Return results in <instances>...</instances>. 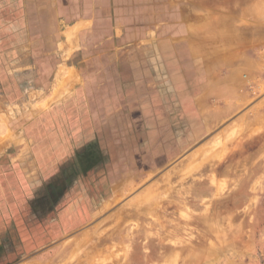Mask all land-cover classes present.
I'll list each match as a JSON object with an SVG mask.
<instances>
[{"label":"rangeland","instance_id":"obj_1","mask_svg":"<svg viewBox=\"0 0 264 264\" xmlns=\"http://www.w3.org/2000/svg\"><path fill=\"white\" fill-rule=\"evenodd\" d=\"M117 4L133 7L117 18L119 25H145L154 31L118 32L119 50L127 45V58L145 57L151 65L164 59L175 76L173 48L179 45L176 56L183 77L192 65L187 78L199 88L207 74L204 63L208 65L213 77L210 108L165 109L156 136L150 138L137 120L141 115L133 120L128 115L131 123L125 124L127 115L117 114L114 130L106 134L115 136L118 156L106 162L105 171L94 160L92 141L79 144L76 123H67L68 141L76 148L68 154L69 162H55L63 166L62 177L51 178L57 171L44 169L39 173L50 176L37 177L32 192L23 186L20 194L2 195L9 225L5 234L0 226V264H264V0ZM105 20L100 21L107 25ZM142 47L150 49V57L145 50L142 55ZM71 61L77 62V56ZM73 69L59 71L61 78L69 75L67 83L72 74L77 81ZM225 77L234 85L240 78L245 92L225 93ZM15 112L0 120L5 152L19 141L14 130L33 115L24 107ZM38 138L30 146L23 135V153L36 158L37 146L45 142ZM115 192L121 195L118 200ZM145 192L150 211L136 201ZM69 224L65 231L63 225ZM100 240L99 252H93Z\"/></svg>","mask_w":264,"mask_h":264},{"label":"crops","instance_id":"obj_2","mask_svg":"<svg viewBox=\"0 0 264 264\" xmlns=\"http://www.w3.org/2000/svg\"><path fill=\"white\" fill-rule=\"evenodd\" d=\"M104 1L0 0V120L5 119L8 111L15 112L23 107L33 114L24 125L14 130L19 141L11 142L9 152H5V144H0V226L4 229L3 234L9 225L6 222L9 214L2 195L20 194L23 186H28L32 192L37 177H48L47 173H39L44 169L57 171L51 178L62 177L59 169L64 170L63 166L56 163L69 162L68 154L76 148L68 141L67 123H76L79 144L84 146L92 141L89 146H94V160L105 171L106 162L112 163L118 156L117 144L112 141L115 136L107 137L106 134V131L114 130L117 114L127 115L125 124L131 123L135 114L141 115L137 120L142 123V131L147 129L146 135L150 138L156 136L155 130L159 128L156 124L160 125L159 115L165 109L210 108L207 97L211 95L209 82L213 77L208 75L207 63H204L206 78L201 79L199 88L191 77L187 78L186 73L194 68L192 65L183 77L181 60L176 56L179 45L173 48L175 76L164 59L151 65L150 61H144L145 57L143 61L127 58L130 49L126 45L119 50L117 33L147 34L154 31L145 25H119L117 18L126 17L133 7L119 6L117 2L122 0ZM182 17L180 10L179 18ZM102 18L109 23L102 24ZM141 49L142 55L145 56V50L149 56L150 49ZM153 50L156 55H161L159 47ZM75 56L77 62L73 63L71 60ZM67 68L78 71L77 81L72 74L67 84L69 88L48 101L57 85L59 70L63 72ZM221 82H225V93L246 90V83L240 78L235 85L229 77ZM245 99L244 96L238 102ZM43 102L44 105L39 107ZM128 115L132 116L131 120ZM32 131H40V135ZM23 135L30 146L38 137L44 138L45 142L36 149L40 157L23 153ZM61 150L64 154L57 153ZM56 156L58 159L55 160ZM50 162L53 165L48 168ZM52 182L54 185L59 183L58 180ZM63 226L67 231L70 224Z\"/></svg>","mask_w":264,"mask_h":264},{"label":"bare ground","instance_id":"obj_3","mask_svg":"<svg viewBox=\"0 0 264 264\" xmlns=\"http://www.w3.org/2000/svg\"><path fill=\"white\" fill-rule=\"evenodd\" d=\"M247 31V30H246ZM74 32V31H73ZM258 38V37H257ZM239 40V39H238ZM253 40H255L254 39V37H253ZM61 48V47H60ZM66 53V52H65ZM67 54V53H66ZM68 56V55H67ZM73 69V68H72ZM74 70V69H73ZM59 71H62V70H59ZM70 72V71H69ZM59 73H61V72H59ZM59 73H58V75H59ZM57 74V73H56ZM70 74V73H69ZM56 76V75H55ZM68 77H69V75H67V76H64V78H61V75H59L57 78H58V81H57V89L52 93V96H51V98H49L50 100H52V99H54V98H56L57 96H60V94H62L63 92H65L66 90H67V79H68ZM56 78V79H57ZM71 79L69 78V81H70ZM68 81V82H69ZM69 88V87H68ZM48 100V99H47ZM220 151V150H219ZM210 159H213V158H210ZM203 160V159H202ZM208 161V160H207ZM207 161H202L201 163H206ZM199 166H200V169L202 168V166L199 164ZM194 167H195V169L197 170V171H199L200 169L199 168H197L198 166H195L194 165ZM194 169V170H195ZM199 169V170H198ZM131 188V187H130ZM153 188V187H152ZM155 189V188H154ZM154 189L152 190V191H150V192H154ZM126 192V191H125ZM156 192V191H155ZM154 192V193H155ZM119 193V192H118ZM116 194V192H115V200H118L119 199V197L121 196V195H119V194ZM149 195H148V192H145V193H143V194H139V196L137 197V202H139V203H141V204H139V206H142L143 205V207L142 208H144V209H146V210H149L150 211V209H149V207H151V201L149 200ZM112 202H114L113 200H112ZM136 202V203H137ZM110 204H111V202L109 201V203H107L106 204V206H104V207H107V206H110ZM138 204V203H137ZM130 206V205H129ZM129 206H127V207H129ZM161 208V207H160ZM155 209V208H154ZM162 212V211H161ZM115 213V212H114ZM163 213V212H162ZM120 220V219H119ZM119 222V221H118ZM86 236V235H85ZM101 242H103V240H100V242H98L97 244H95L94 245V247H92V251L93 252H99L98 250L100 249H98V245L99 244H101ZM90 250V251H91ZM198 250V249H197ZM101 251H102V249H101ZM95 254H97V253H95Z\"/></svg>","mask_w":264,"mask_h":264}]
</instances>
